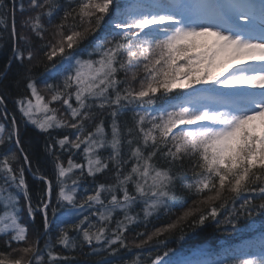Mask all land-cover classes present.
Wrapping results in <instances>:
<instances>
[{
  "label": "snow or ice",
  "instance_id": "6c2138e0",
  "mask_svg": "<svg viewBox=\"0 0 264 264\" xmlns=\"http://www.w3.org/2000/svg\"><path fill=\"white\" fill-rule=\"evenodd\" d=\"M0 41L11 42L0 80L19 64L25 92L13 103L45 136L53 168L52 178L33 170L0 94V264H70L57 245L87 246L100 257L93 264H126L130 227L174 207L187 210L131 244L166 246L158 238L195 216L193 229L211 219L233 236L256 232L260 252L228 246L217 260L191 261L167 249L147 264H264V221L254 219L264 215V0H0ZM181 190L207 212L188 208ZM226 192L232 209L221 220ZM245 192L262 202L245 197L237 208ZM25 212L40 217L31 235Z\"/></svg>",
  "mask_w": 264,
  "mask_h": 264
},
{
  "label": "trees",
  "instance_id": "16d2710c",
  "mask_svg": "<svg viewBox=\"0 0 264 264\" xmlns=\"http://www.w3.org/2000/svg\"><path fill=\"white\" fill-rule=\"evenodd\" d=\"M19 2V0H17ZM61 2H66V0H61ZM16 26L18 33L21 32V22L23 20V16L19 11L15 13ZM99 35V33H97ZM50 38V37H48ZM92 37H89V40ZM33 43L39 44V41L34 40ZM0 44H3L0 47V71L5 70V65L11 56V42L10 41H0ZM89 44L88 40H85L81 45L82 48L87 47ZM23 47V45L21 44ZM43 71L42 66L38 65L33 69V74L39 81L42 79L41 72ZM20 72V67L18 63H14L11 69L8 70L7 79L0 80V94L6 95L8 97L7 107L10 113L16 115L17 121L20 125V136L23 146L26 151L29 153L30 160L33 164V170H35L36 166H39L41 173H45L49 176V178L53 177V168L50 161V158L46 156L44 152V143L45 136L38 131H36L31 125L25 126L23 122V118L20 116L19 112L16 111V106L13 103V100L18 96L24 94L25 89L23 87V83L20 80V77L17 75ZM42 87V85H41ZM131 113L126 114L122 117L123 120H131ZM0 122H4L2 118H0ZM107 123V119H106ZM55 135V133H54ZM7 147L14 148V145L9 142ZM6 149L0 148V153H3ZM19 155V153H18ZM22 163V160L19 161ZM184 172L187 177H191V167L185 164ZM25 177L29 184V190L34 195L40 194L44 185L37 179L33 178V175L30 171L26 169ZM110 177V173L106 175H100L97 177V182H104L106 179ZM182 197L187 200L188 208H195L199 206L202 212H207L208 205L204 204H194V201H197L199 198L195 195L187 192L180 191ZM245 197L253 198L254 204H259L262 201L257 198V193L245 192L241 193L239 196L235 197L236 207L239 208V205L243 202ZM225 198L229 201L226 207L219 208L221 201H216V205L219 208L220 216L218 219L223 220L225 214L232 209L231 200L233 198V194L225 193ZM23 202V201H22ZM187 209H181L178 207H174L170 212H166L162 214L159 218L153 217L148 221H145L141 224L133 225L130 227L129 232L125 234L127 240L130 243V248L128 250H121L119 255L123 258L126 264H131V261L135 258L137 254L141 255V259L143 264H147L149 259V254L151 256H156L166 251L167 249H176L182 250L185 256L191 261H214L219 259L224 255V249L228 246L234 249H245L246 251H250L256 254H259L261 249L260 236L256 233H243L240 236H233L226 232L225 225H217L214 221L209 219L202 227H197L193 229L192 221L196 218L190 217L188 220L182 222L180 226L165 235L159 237L160 242L166 241V246L161 244L159 248H153V245L157 243V240L150 242L148 245H145V249L141 251L137 249L135 246L131 244L133 239H136V242H139L140 238H137V233L143 232L146 235L151 233L155 228L160 227L168 222L174 221L178 216L183 214V211ZM135 211H139V208L135 209ZM199 215V213H197ZM254 219L256 221H264V215H255ZM23 220L26 224H28L30 229V235L32 229L38 227L40 224V217L37 216L35 222L30 221L27 213L25 212L23 216ZM243 223V221L241 222ZM258 231H260L258 229ZM72 235V233H70ZM183 235L184 239L181 240V236ZM55 238V232H53V240ZM4 250V245L2 239H0V251ZM57 251L61 253V255L68 256L70 264H93L95 260L100 259L99 256H90L88 255L90 249L85 246L82 250H64L60 246L57 245Z\"/></svg>",
  "mask_w": 264,
  "mask_h": 264
}]
</instances>
